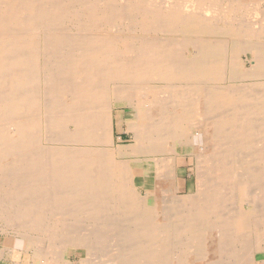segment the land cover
I'll return each instance as SVG.
<instances>
[{
	"label": "bare ground",
	"instance_id": "1",
	"mask_svg": "<svg viewBox=\"0 0 264 264\" xmlns=\"http://www.w3.org/2000/svg\"><path fill=\"white\" fill-rule=\"evenodd\" d=\"M258 117L264 0H0V264H264Z\"/></svg>",
	"mask_w": 264,
	"mask_h": 264
},
{
	"label": "rangeland",
	"instance_id": "2",
	"mask_svg": "<svg viewBox=\"0 0 264 264\" xmlns=\"http://www.w3.org/2000/svg\"><path fill=\"white\" fill-rule=\"evenodd\" d=\"M246 57H248V58H250V55H246V56H244V55H242V57L241 58H243V59H241L242 60V69H245V68H248L249 67V63H248V61L246 60ZM241 89H244V86H239ZM245 90H246V93L248 94L247 96H248V98H247V101H244V102H242V103H240L239 104V107L241 108V109H243V110H246V109H251L252 108V106H254V104H253V100H251V97H253V96H250L249 94H252L251 93V90H253L252 88H250V87H247L246 86V88H245ZM242 110V112H240L241 113V115L242 116H244V111ZM120 112V111H119ZM119 112H117V113H119ZM125 116V119H124V123L122 124V129H121V131H115V140H116V144L119 146V147H127V146H129L131 143H132V141H131V134H130V132H132V129H134V124H135V119H134V117H133V115L132 114H125L124 115ZM115 122H116V120H115ZM253 122H256L257 123V128L259 129L258 131V133H257V138H256V136L255 137H253V138H250V140H252L253 142H259L260 140H262V139H264V118L263 117H258L256 120L254 119L253 120ZM259 122H260V124H259ZM263 124V125H262ZM262 125V126H261ZM259 126H261V127H259ZM262 130V131H261ZM262 134V135H261ZM259 135H261L260 137H258ZM256 138V139H255ZM262 138V139H261ZM256 140V141H255ZM222 142V143H221ZM225 142H227V143H225ZM237 141L235 140L234 142L230 139V140H228L227 139V137H224V138H222L221 139V141H220V144H222V145H224V147H232L233 146V143H236ZM231 144H232V146H231ZM210 147H211V145H210ZM234 148V147H233ZM235 149V148H234ZM180 150V152L183 154V151H182V149L180 148L179 149ZM243 152V153H245L244 151H242V150H238V152L239 153H241V152ZM242 156H243V154H241ZM189 155H186V156H182V157H180L179 158V164L177 165V171L178 172H180V177H179V179H178V183H179V185H180V189H179V193L180 194H185V193H187V187L188 186H190L191 185V183L194 181V171H193V168H194V164L193 163H191V162H189V157H188ZM191 165V166H190ZM183 172V173H182ZM135 178L136 177H134V179L132 180V186H136V187H139L140 186V184H141V180H135ZM193 178V179H192ZM149 181V183L151 182V179H149L148 180ZM146 183H147V181H146ZM182 188V189H181ZM231 191V190H230ZM228 192V191H227ZM228 195H230V196H228ZM229 197H231V194H225V196H224V203H223V210L225 209V206L226 205H230V203H232V200H231V198H229ZM240 203V205H241V210H242V214L244 213V215H251V214H254V207L252 206L253 205V201L250 203V205L248 206V208H246L247 206H245V202H239ZM224 204H225V206H224ZM253 209V210H252ZM249 211H250V213H249ZM246 213V214H245ZM249 216H247V217H244V218H246L247 220L249 219L248 218ZM78 220L76 221V222H73V223H71V225H70V227H68V228H70L69 230H72V231H78L79 229H83V228H85V229H87V230H89V231H93L94 229H97V227H99V226H101V225H99V224H95V223H93V221H91L90 223L88 222V221H86V223L85 222H83L82 224H81V221H79L78 223ZM81 224V225H80ZM123 224H120V225H118L117 227H122V228H120V229H123V228H125L126 227V225L124 224L123 226H122ZM245 226V228H242L241 230H237L236 232H235V234H237V235H239V234H243V233H247L248 231H249V228H246V226L248 225V224H244ZM74 226V227H73ZM76 226V227H75ZM81 226V227H80ZM1 228H2V225H0V250L1 249H4V247L6 246V238L7 237H9L7 234H5V233H2V231H1ZM119 229V230H120ZM115 232L113 233V234H115V237H116V234H118L117 235V238H114L115 240H114V246H116L115 244L117 243V245L119 246L120 245V232L118 233V230H114ZM117 231V232H116ZM240 232V233H239ZM4 236V237H3ZM114 237V236H113ZM116 239H119L118 240V242H117V240ZM253 239L255 240V238L253 237ZM253 239L251 240V241H253ZM115 241H116V243H115ZM119 243V244H118ZM121 243H122V241H121ZM3 244V245H2ZM125 245H123V244H121V246L120 247H124ZM176 246V247H175ZM180 246V245H179ZM16 247H17V245H16ZM173 247V246H172ZM171 247V248H172ZM17 248H20V247H17ZM29 248L30 249H32L33 248V244H30V246H29ZM119 248V247H118ZM173 248H179V247H177V245H174V247ZM177 251V250H176ZM173 252H175V249H173ZM84 253H85V250L83 249V248H78V249H75V250H73V248H70V251H69V261H70V263H72V262H75V263H72V264H78L77 262H78V260L79 259H82L83 257H84ZM98 254V253H97ZM95 255V256H97L99 259H100V261L103 259H105V257L106 256H104L103 258H100V257H102L101 255L100 256H98V255ZM107 255H109V254H107ZM111 255V254H110ZM109 255V258L111 259L112 258V260H113V257H111ZM198 255H199V257L198 256H195V257H197V258H199V260L200 261H202V259L204 258V256L202 257L201 255H200V253H198ZM97 257H94L93 259H95L96 258V260L98 259ZM202 257V258H201ZM107 258V257H106ZM5 259H8V260H11L12 259V254L9 252H6V255H5ZM193 259H195V258H191L190 259V261L192 262V261H195V262H192V263H195V264H200V263H202V262H200L199 260H197V259H195V260H193ZM246 259H248V261H250V259L251 258H242L241 260H240V262H242V263H240L239 262V264H247V260ZM22 260H23V264H31L32 263V259L29 257V254L28 255H25V254H23V257H22ZM256 260L257 261H264V251H261V252H258L257 254H256ZM244 261H247V262H244ZM103 262V261H102ZM114 263V264H116L115 263V261H110L109 263L111 264V263ZM244 262V263H243ZM108 263V264H109ZM191 263V264H192ZM102 264H105V263H102Z\"/></svg>",
	"mask_w": 264,
	"mask_h": 264
}]
</instances>
